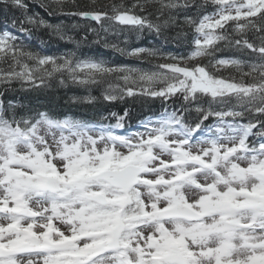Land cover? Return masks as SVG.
<instances>
[{
  "label": "snow or ice",
  "instance_id": "6c2138e0",
  "mask_svg": "<svg viewBox=\"0 0 264 264\" xmlns=\"http://www.w3.org/2000/svg\"><path fill=\"white\" fill-rule=\"evenodd\" d=\"M35 6L59 23L0 0V264H264V0ZM185 28V54L108 39L182 43ZM39 31L75 48L36 50ZM101 43L148 67L80 52ZM72 85L123 114L55 113L51 94ZM156 101L133 130L129 105Z\"/></svg>",
  "mask_w": 264,
  "mask_h": 264
},
{
  "label": "trees",
  "instance_id": "16d2710c",
  "mask_svg": "<svg viewBox=\"0 0 264 264\" xmlns=\"http://www.w3.org/2000/svg\"><path fill=\"white\" fill-rule=\"evenodd\" d=\"M81 3H87L88 0H79ZM104 3L109 2H120V0H102ZM128 2V0H125ZM30 6L34 8L35 11L41 13V15L45 16L46 19H49L53 23H59L58 18L47 17L42 9L36 7V0H29ZM211 10V9H209ZM17 16L20 15L19 12L16 13ZM74 22L70 21L69 23ZM184 31L188 33L187 37L182 38V43H175L171 41V37L175 36V31L169 32V40H163L162 38L156 37L150 33L139 34V38H137V34L128 33L127 43L123 42L124 34L120 37L109 35L108 39L110 42L117 43L119 47L125 49H132L134 47H159L164 52H170L173 54H185L190 51L189 42L194 35L192 30L189 28H185ZM83 33L77 31H70L69 35L75 36L76 39H79ZM91 39V36H90ZM43 40L45 43L41 45L40 41ZM26 43H30V45L36 49H42L47 54H56L59 55L66 50L74 49L75 45L72 43H68L65 41H61L54 36H50L46 31H39L36 33L35 37L31 41H25ZM80 52L86 56H90L96 59H103L110 64H122L129 65L132 67H144L147 68L148 64L141 63L133 57L123 55L112 48H105L103 43L101 44H89L86 47H82ZM222 56H239V53H236L234 50H225L223 53H220ZM54 99L52 100V104L50 107L53 108L54 112L60 115L68 114L74 117L84 118V119H98L100 116H107L109 112H117L119 114H123V108L125 107L124 103H107L104 102L101 97V88L92 87L85 88L82 86L72 85L68 89H58L54 93L51 94ZM92 95L97 97V101L88 103L83 101H73L71 97H84ZM133 107V115L131 124L134 126L138 124L139 119H144L146 116H152L153 113L159 115L161 111V106L159 101H156L149 106L141 107L139 105H129ZM106 122L115 123V119L109 117V120Z\"/></svg>",
  "mask_w": 264,
  "mask_h": 264
}]
</instances>
